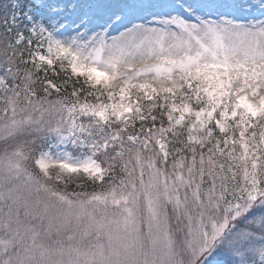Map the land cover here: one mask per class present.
<instances>
[{
    "label": "snow or ice",
    "instance_id": "1",
    "mask_svg": "<svg viewBox=\"0 0 264 264\" xmlns=\"http://www.w3.org/2000/svg\"><path fill=\"white\" fill-rule=\"evenodd\" d=\"M0 264H264V0H0Z\"/></svg>",
    "mask_w": 264,
    "mask_h": 264
}]
</instances>
